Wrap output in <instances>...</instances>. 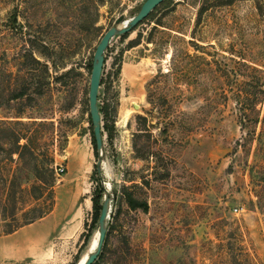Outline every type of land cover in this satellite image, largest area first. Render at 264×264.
I'll return each mask as SVG.
<instances>
[{
	"label": "rangeland",
	"instance_id": "374dc122",
	"mask_svg": "<svg viewBox=\"0 0 264 264\" xmlns=\"http://www.w3.org/2000/svg\"><path fill=\"white\" fill-rule=\"evenodd\" d=\"M143 1L0 0V120L22 123L4 125L2 134L24 133L63 168L51 197L15 199L20 208H51L47 243L32 258L0 264H79L97 239L91 197L99 183L100 206L106 192L110 200L94 264H234L233 255L247 258L238 264H264L263 209L251 203L246 154L235 149L241 131L231 94L243 63L264 66V0H169L128 38L110 40L97 99L108 111L106 188L98 182L92 56L115 18L130 17ZM10 84L26 90L7 102ZM18 167L0 156V181ZM123 186L147 201L146 211L125 203ZM2 193L0 218L15 207ZM2 226L0 219V234Z\"/></svg>",
	"mask_w": 264,
	"mask_h": 264
},
{
	"label": "trees",
	"instance_id": "16d2710c",
	"mask_svg": "<svg viewBox=\"0 0 264 264\" xmlns=\"http://www.w3.org/2000/svg\"><path fill=\"white\" fill-rule=\"evenodd\" d=\"M167 2H169V0L162 1L153 10L157 9L160 6L166 5ZM153 10L131 31L119 35V38H128L130 34L137 28V26H139L145 20L151 18ZM14 22H16L15 17L12 19V21L10 20L9 22V26L11 28L14 27ZM140 36L141 33L138 31L134 38L128 40V43L132 44L131 46L139 44ZM30 58L33 62L40 63V61L36 59L32 54L30 55ZM243 65L246 67V71H244L243 74H238L242 76V79H237L238 75H236V88L231 91L232 97L237 105L238 123L241 131V136L235 141V149L240 148L246 154L247 175L252 186L251 190L254 192V195L256 197V202L251 200V203L253 205L261 206V208L263 209L262 215L264 216V66L250 65L248 63H243ZM102 82L103 81L101 77L99 87L101 86ZM25 90L26 89L23 86L16 88L15 85L12 86L10 84L9 88L7 89V91L10 92V96L8 97L7 102L22 97ZM98 97L99 92L97 99ZM99 112L100 115L102 114L101 122L103 135L104 132H109V127L107 124V107H105L104 109L102 107H99ZM139 118L145 120V117L143 116H139ZM16 123H21V121L0 120V156L2 159L4 158L9 162H15L19 166L18 168H16V172L13 173L11 177L0 181L3 184V188L1 189L0 193L3 192L2 194L4 196L5 202L11 201L15 205L11 213H3L2 217L0 218L3 222V228L1 230L2 234L12 233L21 226L32 223L48 214L51 211V208L49 206L38 211L35 205L24 209L16 206L15 199L18 194H27L31 199L35 201L39 200L44 195L51 197L52 187L55 181L53 171L54 169L52 167L51 159L49 157H46L45 155H39L34 147H32L28 137H26L24 133L9 130V134L6 137L3 136L2 133L5 129L4 125H11ZM21 139H25V142L20 143ZM92 143L94 149L96 150L93 132ZM14 155L16 157H14ZM249 158L250 160L248 161ZM17 172H19L20 175L24 174L23 178L25 179H20L21 177H19V175H16ZM98 182H100V180H98ZM102 191L103 189L99 183V191H97L96 194L91 197L92 206L94 208L93 217L97 221L101 209L99 201ZM122 196L125 203L130 208H140L142 211L147 210V201L135 197L128 186H123ZM18 212H21L19 217L17 216ZM99 257L100 255L98 256V258ZM246 260V257H243V259H239L234 255L231 257V261L234 264L244 263ZM94 263L95 262H93L92 264Z\"/></svg>",
	"mask_w": 264,
	"mask_h": 264
},
{
	"label": "water",
	"instance_id": "95a60500",
	"mask_svg": "<svg viewBox=\"0 0 264 264\" xmlns=\"http://www.w3.org/2000/svg\"><path fill=\"white\" fill-rule=\"evenodd\" d=\"M164 0H144L139 9L130 17L125 18L123 14L118 15L114 20V25L109 27L99 39L91 62L90 70V79H89V88H88V108L89 116L92 126L93 138L95 141L96 151H97V161L96 169L99 173V180L101 184H104V179L102 177V158H101V149L103 144V135H102V122L101 115L99 112V107L97 103V96L99 92L100 78L102 74V68L104 64V53L109 45L110 40L115 37L122 35L126 32L131 31L140 21L145 19L148 14L158 6ZM138 107L137 104L134 105ZM109 200L110 195L108 192L105 193L103 201L101 203V209L98 217V230H97V239L93 249L88 253L86 258L81 264H92L98 257L107 229V218L109 212Z\"/></svg>",
	"mask_w": 264,
	"mask_h": 264
},
{
	"label": "crops",
	"instance_id": "0c3cea01",
	"mask_svg": "<svg viewBox=\"0 0 264 264\" xmlns=\"http://www.w3.org/2000/svg\"><path fill=\"white\" fill-rule=\"evenodd\" d=\"M59 203V200H58ZM46 215L8 234H0V259L34 257L40 245L47 243L53 230Z\"/></svg>",
	"mask_w": 264,
	"mask_h": 264
},
{
	"label": "built area",
	"instance_id": "2783aa9c",
	"mask_svg": "<svg viewBox=\"0 0 264 264\" xmlns=\"http://www.w3.org/2000/svg\"><path fill=\"white\" fill-rule=\"evenodd\" d=\"M53 169H54V172H55V173H58V172H62V171H63V168L60 167V166H59V167H55V166H54ZM234 210H237V208L234 209Z\"/></svg>",
	"mask_w": 264,
	"mask_h": 264
},
{
	"label": "bare ground",
	"instance_id": "6f19581e",
	"mask_svg": "<svg viewBox=\"0 0 264 264\" xmlns=\"http://www.w3.org/2000/svg\"><path fill=\"white\" fill-rule=\"evenodd\" d=\"M127 18V17H126ZM104 161H102V170L104 171V169L106 168V165L104 164ZM105 166V167H104ZM104 174H105V171H104ZM104 186H105V181H104ZM106 188V186H105ZM107 190V189H106ZM108 191V190H107ZM84 259L81 260V262L79 264H81L83 262Z\"/></svg>",
	"mask_w": 264,
	"mask_h": 264
}]
</instances>
